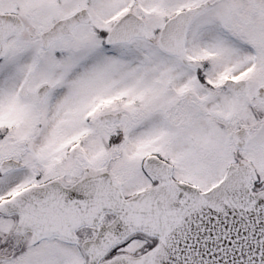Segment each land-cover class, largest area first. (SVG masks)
<instances>
[{"label": "snow or ice", "instance_id": "obj_1", "mask_svg": "<svg viewBox=\"0 0 264 264\" xmlns=\"http://www.w3.org/2000/svg\"><path fill=\"white\" fill-rule=\"evenodd\" d=\"M0 264H264V0H0Z\"/></svg>", "mask_w": 264, "mask_h": 264}]
</instances>
